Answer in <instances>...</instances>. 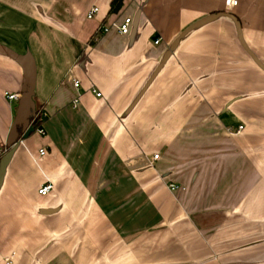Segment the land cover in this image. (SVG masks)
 I'll use <instances>...</instances> for the list:
<instances>
[{
    "label": "crops",
    "instance_id": "obj_1",
    "mask_svg": "<svg viewBox=\"0 0 264 264\" xmlns=\"http://www.w3.org/2000/svg\"><path fill=\"white\" fill-rule=\"evenodd\" d=\"M111 4L0 0V264H264V0Z\"/></svg>",
    "mask_w": 264,
    "mask_h": 264
},
{
    "label": "built area",
    "instance_id": "obj_2",
    "mask_svg": "<svg viewBox=\"0 0 264 264\" xmlns=\"http://www.w3.org/2000/svg\"><path fill=\"white\" fill-rule=\"evenodd\" d=\"M226 5L228 6V7H234V6H237L238 5V0H226ZM99 8L97 7V6H93L90 10H89V12H88V14H87V18L88 19H94V17L99 13ZM131 23H132V19L131 18H125V19H123V21L121 22V23H118V24H114L113 26H114V28H115V30H116V32L119 34V35H121V36H126V35H128L129 33H130V25H131ZM109 30H110V28H108V27H104V28H102V31H103V33H108L109 32ZM156 44H159V40L158 41H156L155 42ZM74 86H76V88H78L79 86H80V81L79 80H74ZM93 92L94 93H96V95L98 96V97H101V93H99V92H97V90H93ZM6 96H7V98L10 100V101H16V100H19L20 99V96L18 95V94H9V93H7L6 94ZM78 103H79V101L78 100H76L75 101V103H74V107H76L77 105H78ZM38 120L41 122L42 121V117H39L38 118ZM242 130H243V127H242V125H241V127H239L238 128V130L235 132V131H233V130H230V133H232V134H235V133H239V132H242ZM38 132L42 135V136H44L45 135V131L43 130V129H38ZM46 151L44 150V149H40V151H39V154H40V156H45L46 155ZM159 154H155L154 156H153V158H152V161L153 162H155V161H157L158 159H159ZM54 185L52 184V183H47V184H45V185H43L40 189H39V191H38V193L41 195V196H47V195H49L53 190H54ZM169 189H170V191L171 192H177V191H184L186 188L185 187H183V186H180V185H176V184H171L170 186H169Z\"/></svg>",
    "mask_w": 264,
    "mask_h": 264
},
{
    "label": "water",
    "instance_id": "obj_3",
    "mask_svg": "<svg viewBox=\"0 0 264 264\" xmlns=\"http://www.w3.org/2000/svg\"><path fill=\"white\" fill-rule=\"evenodd\" d=\"M32 85H33V76H32V70L31 67L26 69V81L25 86L23 89L22 97L19 102V111H18V123H22L26 119V132L22 136V138L26 139L28 138L34 131V127L30 125L29 120V112L31 107V98H32ZM19 135L16 129L13 130L10 140H9V146H12L18 141Z\"/></svg>",
    "mask_w": 264,
    "mask_h": 264
},
{
    "label": "trees",
    "instance_id": "obj_4",
    "mask_svg": "<svg viewBox=\"0 0 264 264\" xmlns=\"http://www.w3.org/2000/svg\"><path fill=\"white\" fill-rule=\"evenodd\" d=\"M123 5V0H112V4H111V11L110 13H117L118 11H120ZM32 120H34L35 118H31ZM38 118L35 119L34 122V127H38L39 125V120H37Z\"/></svg>",
    "mask_w": 264,
    "mask_h": 264
}]
</instances>
